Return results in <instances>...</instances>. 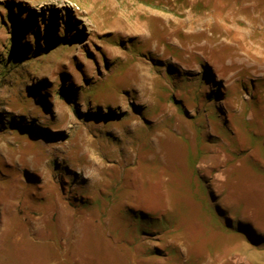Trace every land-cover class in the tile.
I'll list each match as a JSON object with an SVG mask.
<instances>
[{
	"label": "rangeland",
	"instance_id": "obj_1",
	"mask_svg": "<svg viewBox=\"0 0 264 264\" xmlns=\"http://www.w3.org/2000/svg\"><path fill=\"white\" fill-rule=\"evenodd\" d=\"M0 264H264V0H0Z\"/></svg>",
	"mask_w": 264,
	"mask_h": 264
},
{
	"label": "trees",
	"instance_id": "obj_2",
	"mask_svg": "<svg viewBox=\"0 0 264 264\" xmlns=\"http://www.w3.org/2000/svg\"><path fill=\"white\" fill-rule=\"evenodd\" d=\"M241 232H243L244 234H246L247 231H245L244 229H239Z\"/></svg>",
	"mask_w": 264,
	"mask_h": 264
}]
</instances>
